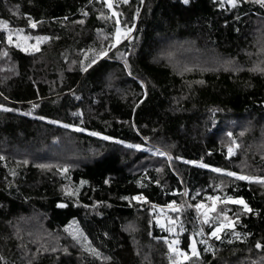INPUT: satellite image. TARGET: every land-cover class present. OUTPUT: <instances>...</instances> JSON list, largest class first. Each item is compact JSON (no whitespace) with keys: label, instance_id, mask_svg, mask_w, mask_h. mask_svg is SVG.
Listing matches in <instances>:
<instances>
[{"label":"trees","instance_id":"obj_1","mask_svg":"<svg viewBox=\"0 0 264 264\" xmlns=\"http://www.w3.org/2000/svg\"><path fill=\"white\" fill-rule=\"evenodd\" d=\"M81 9L89 14L82 16ZM114 9L123 13L119 17L122 24L134 22L131 39H122L108 57L81 72L79 61L86 59L81 50L98 51L102 44L108 47L109 34L114 32L115 18H97L100 11L108 12L102 2L0 0V19L8 20L11 28L23 29L32 37H51L39 45V51L23 52L8 44L6 33L0 30V50L8 53L0 54V103L20 109L0 110V156L4 157L0 160V264H143L138 246L149 247L154 239L163 241L169 233L155 218L148 219L149 203L120 199L138 193L157 205L171 200L186 202L179 213L185 228L179 232L180 246L186 251L194 232L201 227L210 230L187 205L208 204L207 195L242 196L253 212L244 214L242 206L227 205L229 216L240 215L236 231L242 238L237 240L230 232L221 240L208 238L215 255L197 244L199 258L180 264H264V247L255 248L257 241L264 245V185L187 163L195 160L243 174L264 175V139L257 133L264 121V74L249 71L252 63L264 57L258 50L264 48V10L248 2L220 8L216 0H189L187 5L181 0H129L128 4L115 0ZM24 13L39 22L36 28L28 26ZM81 19L83 24L78 23ZM160 43L172 45L173 53L187 54L192 65L178 70L165 57L157 58ZM117 51L126 53L131 76L124 60L116 58ZM232 58L237 60L233 67L237 71L225 65ZM29 101L39 107L33 109ZM29 111L32 115H25ZM64 124L88 131L65 128ZM91 131L115 139L104 140L90 135ZM228 132H232L231 138ZM70 138L84 150L71 164L63 162V155L69 154L63 142ZM233 139L239 147L229 157L227 146ZM118 140L145 147L129 148ZM149 147L168 152L170 162L168 156L149 152ZM52 155L60 160L58 165L37 167ZM141 160L145 164L138 167ZM65 165L67 172L61 173ZM158 167L162 171L157 172ZM11 171L17 175L12 176ZM81 180L87 183L81 185ZM105 180L109 182L105 184ZM218 183L224 185L222 190L216 189ZM77 187L75 196L65 194V188ZM185 187L189 195L184 198ZM61 203L66 206L59 207ZM223 207L218 204L217 211ZM132 220L138 227L126 229ZM66 226L82 230L101 256L86 251L82 240L75 243L65 232ZM17 228L35 229L40 241L59 238L56 251L42 249L25 262L26 245L31 246L27 248L31 254L37 245H30L24 236L21 240L25 243H21L15 235ZM156 250H152L154 256ZM155 261L170 264L169 259L158 256Z\"/></svg>","mask_w":264,"mask_h":264},{"label":"snow or ice","instance_id":"obj_2","mask_svg":"<svg viewBox=\"0 0 264 264\" xmlns=\"http://www.w3.org/2000/svg\"><path fill=\"white\" fill-rule=\"evenodd\" d=\"M89 3H92V0H88ZM99 2H102L104 7L107 8L108 12L105 13L104 11H100L98 13V19H103V20H109V19H113L115 18V27H114V32L110 33L109 36L111 37V39L108 41V47H104L103 44L101 45L100 49L98 51L89 48L88 52H92L93 55L91 57L88 56V52H85L83 49L81 50V53L84 55V57L86 59L84 60H80L79 64H80V71L81 72H86L88 71L89 68L92 67V65L96 64L97 61L101 58H105L108 57L109 52L112 49L117 48V45H119L121 43L122 39H131L130 34L133 31V28L135 27L134 22L132 23L131 26H129L128 24H122L121 20L119 19L120 16L123 15V13H118L117 11H115L114 9V3L115 0H99ZM121 3L123 4H128L129 0H120ZM181 2L184 5L189 4V0H181ZM217 2V6L220 8H224L225 5L227 4L230 7H237L239 4L241 3H253V4H257L259 6H261L262 8H264V0H216ZM141 3H143V0H141ZM18 9V6H16ZM9 11H12V9H9ZM82 13V16H87L89 13L83 9L80 10ZM140 11L139 8L136 9V13L138 14ZM14 15L17 13H13ZM25 16H28L27 13H24ZM67 19V18H65ZM135 20V15L133 16V21ZM39 22L33 20L30 16H28V20H27V24L29 27L31 28H36L37 24ZM78 23L83 24L84 20L81 19L78 21ZM0 30H3L6 33L5 39L7 40V43L10 45H15L16 48L20 49L23 52H36L40 50L39 45L44 42V41H48L49 39H51V37L49 36H35V37H30L28 35H23L21 36V33L24 31L23 29L20 28H11L9 26V21L5 20V19H0ZM98 33H102L101 29H97ZM13 34H15L17 36L16 40H13ZM107 39V37H106ZM29 40H34V43H28ZM0 54L7 56L8 53L7 51H3L0 50ZM124 55L119 54V52L117 51V55L116 58L124 60V67L125 70L128 71V75L131 76L132 73L129 70L130 66L127 62L126 59H124ZM87 61V62H86ZM73 63H77V61H73ZM227 70V68L225 69ZM233 71H237L239 69L233 68ZM249 71H259L261 72V74H264V67H259L258 65H254L252 68L249 69ZM197 83H203V81H197ZM141 87L143 88V82H141ZM144 95H146V93H144ZM0 96H3V93H0ZM77 99H79V97H76ZM5 100L8 99V97H4ZM29 103L31 104L32 108L35 109L37 107H39L38 104L32 103L31 101H29ZM0 110L2 111H13V112H18L20 111V109L17 108H9L7 107L5 104L0 103ZM25 115H32V112H26ZM75 115V113H74ZM39 119L41 120H45L48 119L45 116H40ZM52 123L55 124H60L61 121L59 120H52ZM65 128H75L77 131L80 132H86L88 131V129L82 128V127H78L76 125L73 124H64L63 125ZM133 127H135V125H133ZM90 135L95 136V137H101L104 140H108V141H112L115 138L109 135H105L102 132L99 131H91ZM228 137H232V132H228L227 133ZM241 135H243V132H241ZM144 140H148V137H143ZM120 144H126L125 141L123 140H118L117 141ZM127 147L129 148H133V149H137V150H141L145 147V145L141 144V143H134V144H126ZM239 147V145L237 144V142L233 139L231 140V143L227 146V154L228 156H232L234 155V149ZM149 152H152L154 155H158V156H168L169 159H171L172 157L170 156V154L164 150H162L159 147H149L147 149ZM176 159H183L182 157H176ZM0 160H4L3 156H0ZM24 164H27L28 161L24 160L23 161ZM187 163L189 164H199L201 167L203 168H211L212 171L216 172V173H223L225 174L227 177L230 178H234L235 180H240V181H248V182H256V183H260L261 185H264V175H248V174H243L241 172H235V171H230L228 169L225 168H220V167H213L209 164L206 163H202L201 161H195V160H189L187 161ZM37 167L41 168V169H50L52 167V165L50 164H38ZM68 166L65 165L63 168H60V172L64 173L67 172ZM162 171V169H157V172ZM11 175L15 176L17 175V173L15 171H11ZM109 181L105 180L104 183L107 184ZM155 183L159 184L160 181L156 180L154 181ZM87 181L85 180H81L80 184H86ZM137 185L140 187H143L142 183L140 181H137ZM64 187V186H62ZM216 189H223L224 185L222 183H218L215 185ZM175 191V190H174ZM79 192V187L75 188L74 190H70L65 188V194L67 195H72L75 196L77 193ZM183 196H188L189 193L187 192V190H185L183 193H181ZM195 195H198L195 194ZM194 198V197H193ZM120 199L122 200H128V201H138L141 203H149L151 205L150 211L153 210H157L159 209L160 212L163 214V216L166 219V230L169 233H176L177 232V227L176 225H179V232H184L185 228H184V224L180 219L179 213H181L186 205L185 201H181L179 203H177L176 200H171L169 201L167 204L165 205H157L152 203L151 201L148 200V197L145 196L143 193H138L135 194L131 197L128 196H121ZM207 200L210 201V204H205V202L201 201L199 203L196 204H192V205H187L188 207L194 208L197 212V216L200 217L202 224H207L210 226V230L205 232L204 228H200L199 231H196L193 233L192 236L189 237V243H188V249L189 251H185L184 249H181L180 247H178L179 245V240L178 239H172L171 242L168 241V239L165 237L164 238V242L167 244L168 249H169V253L175 254V259H173V257L170 255L169 256V261L170 264H180L181 260H189L190 257H196L199 258L200 256V251L197 248V244H201V245H205L203 251L205 252H212L213 255H215V251L213 249V247L209 244L208 238H214L215 240H221L225 234H227L228 232H230L231 236L236 238L237 240L242 238V234L238 231H236V225L240 222V215L234 213L232 216H229L228 214V208L227 205L229 203L231 204H236V205H240L242 206V212L244 214H247L249 212H253L254 210L249 206V204L245 201V199L242 196H236V195H230V194H224L223 196L217 194V195H207ZM96 203H101L99 201H97ZM224 205L223 208H221L219 211H217V205ZM59 207H65L66 205L64 204H58ZM85 207H88V205H85ZM164 209H168L170 210L171 213H175L177 215L172 216V215H168L167 212H164ZM213 213H215L213 215ZM156 219V223L157 225L161 226V227H165V224H161V219L159 216L154 217ZM149 223H151V221H149ZM68 226H66L67 229ZM77 233H79V236L77 235ZM151 235V233H149ZM70 235H72V238L74 240L77 241V243H81V237H82V241H83V247L85 248L86 251H88L89 253H91L93 256L95 257H100L101 253L99 252L98 249L94 248L91 246V242L88 241V238L86 236H84L82 230L80 229H76L75 231H70ZM204 236L205 238L197 240L195 239V237L197 236ZM244 236L250 235V233H244ZM230 242V241H229ZM262 247H264V245H262L260 243V241H257L255 243V248L257 249H261ZM52 251H56V249H52ZM64 251L66 252L67 249L65 248ZM3 257H0V260H2ZM104 259H109L108 257H104ZM253 264H256L255 261H253Z\"/></svg>","mask_w":264,"mask_h":264},{"label":"rangeland","instance_id":"obj_3","mask_svg":"<svg viewBox=\"0 0 264 264\" xmlns=\"http://www.w3.org/2000/svg\"><path fill=\"white\" fill-rule=\"evenodd\" d=\"M253 4V3H252ZM254 5H257V4H254ZM259 6V5H257ZM262 10H264V8H262L261 6H259ZM23 35H28L30 36L29 34H25L24 32L21 33V36ZM32 37V36H30ZM17 39V36L15 34H13V40H16ZM35 41L34 40H29L28 43H34ZM165 44H161L160 43V49H158L157 53V58H160V57H165L166 60H168L167 62L171 63L174 65V67H176V69L178 70H185V69H188V64L189 65H192L191 63V60L187 59L185 56H187V54L183 55L181 54L180 52L176 51L177 53H173V48H172V45L170 47H163ZM259 52H261L264 56V48L260 47L259 49ZM183 55V56H182ZM218 59V58H217ZM261 61H255V63H252V65H258L259 67H264V57L263 59H260ZM225 65L230 67V68H233V67H236V65L238 64L237 63V60L232 58V60H226L225 61ZM260 62V63H259ZM243 121V120H242ZM240 120V123L242 122ZM235 122L237 121H234L232 123L236 124ZM239 122V121H238ZM264 121H262L263 123ZM260 124L259 128H258V135H260V139H264V123L263 124ZM234 124H230L231 126L234 125ZM256 126V125H255ZM71 139L73 138H70V140H66V142H63L64 143V148H65V145H66V149H67V152L66 153H69L68 154V157H66L65 155H63V157L66 158V160H64L63 162L65 163H73V159H79V157L81 158L82 157V154L84 152L83 148L80 147L79 144H76L74 143V141L71 142ZM243 142V141H242ZM244 146H245V143L243 142ZM247 146H251L250 144H247ZM263 146H260L259 147V150L260 148L262 149ZM92 149V148H91ZM144 149V148H143ZM93 150V149H92ZM91 151V150H90ZM56 155H52L51 158L47 159L45 162H43V160L41 161V163H46V164H50L52 165V167L56 166L59 164L60 160H56L58 157H55ZM71 158V159H70ZM168 161L170 162L169 158L167 157ZM141 163H139L140 166H142L143 164H145V161L144 160H141L140 161ZM154 165L153 167H157V164L156 162H153ZM138 165V164H137ZM161 167V165L159 166ZM158 167V169H159ZM3 170H6V168L2 167ZM187 190V188L185 187L183 192ZM185 198V196H184ZM180 202V201H179ZM177 202V203H179ZM211 202H209L208 204H210ZM164 212H167L168 215H172V216H175L176 214L175 213H171L170 210L168 209H164ZM147 216H148V219H153L154 217H157L159 216L160 219H161V224H165V228L166 229V219L165 217L163 216V214L160 212L159 209L157 210H153V211H150V213H146ZM214 215V213H213ZM34 217V216H33ZM32 218V217H31ZM156 221V219H154ZM24 223V221L22 222ZM126 229H132L134 230L136 227H138V222L136 220H132V221H128L126 223ZM177 227V225H176ZM21 229V228H20ZM76 229H79L77 226H70L69 228H67V230L65 232H67L68 236L70 235V231H75ZM177 232L178 234L176 233H169V235L166 237L168 239L169 242H171L172 239H178L179 240V231H178V228H177ZM15 235H17V237L19 238L20 242L21 243H25L24 241L21 240V237L24 236V237H28V239L31 241L30 242V245H33L34 243H36V252H33V254H31V251L29 249H27L28 247H31V246H28L26 245V251L28 250V253L27 255L25 256V254H23V260L25 262H29L31 261L32 258L35 257V255H37L39 253V251H41L42 249H44L45 251H50L52 250L53 248L55 249L56 248V244H57V240H59V238L57 237H50L49 239H45V238H42V241H40L39 237L40 236L37 231L35 229L32 230H27V228H24V229H21V231L17 228L15 229ZM42 235V234H41ZM77 235L79 236V233H77ZM71 239L73 241H76L72 238V235H70ZM69 237V239H70ZM70 239V241L72 242V240ZM195 239H197L195 237ZM81 240H82V237H81ZM159 239H154V241H152L150 244H149V247H146V245H141L143 247V249L139 246H138V249L137 251L140 252V255L143 257L142 259V262L143 264H155L157 261H155V259L157 258V256L159 258H163V259H169V256L171 255L173 257V259H175V254H172V253H169V249H168V246L167 244L164 242V239L163 241H158ZM77 243V241L75 242ZM140 244V243H139ZM40 245V246H38ZM19 247H24V245L22 244H19ZM137 247V246H136ZM178 247L181 248L180 246V240H179V245ZM156 248V252H157V255L154 256V254L152 253V250ZM183 249V248H181ZM186 251V250H185ZM191 258V257H190ZM183 261V260H181Z\"/></svg>","mask_w":264,"mask_h":264}]
</instances>
